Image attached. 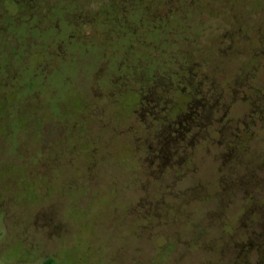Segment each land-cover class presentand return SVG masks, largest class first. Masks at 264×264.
Masks as SVG:
<instances>
[{
  "label": "rangeland",
  "instance_id": "1",
  "mask_svg": "<svg viewBox=\"0 0 264 264\" xmlns=\"http://www.w3.org/2000/svg\"><path fill=\"white\" fill-rule=\"evenodd\" d=\"M244 92L264 0H0V264H264Z\"/></svg>",
  "mask_w": 264,
  "mask_h": 264
},
{
  "label": "flooded vegetation",
  "instance_id": "2",
  "mask_svg": "<svg viewBox=\"0 0 264 264\" xmlns=\"http://www.w3.org/2000/svg\"><path fill=\"white\" fill-rule=\"evenodd\" d=\"M245 83V82H244ZM240 89H238V91H239ZM215 93V92H214ZM212 96H213V94H212ZM212 96H210V97H208V99H207V104H206V106L208 105V111H215V109H214V103H213V98H212ZM242 97H243V99L244 100H246V102H247V105H248V107H247V110L248 111H264V108H262V109H259V107L257 106H255V98H254V94H248L247 92H244L243 94H242ZM188 104H190V103H188ZM171 108V110H173V106L172 107H170ZM168 110V109H167ZM168 111H170V110H168Z\"/></svg>",
  "mask_w": 264,
  "mask_h": 264
},
{
  "label": "trees",
  "instance_id": "3",
  "mask_svg": "<svg viewBox=\"0 0 264 264\" xmlns=\"http://www.w3.org/2000/svg\"><path fill=\"white\" fill-rule=\"evenodd\" d=\"M119 4V3H118ZM127 6V5H126ZM125 5H124V3L122 4V7H118V6H116V7H114L115 8V10H122V12L123 13H126L127 12V7H126ZM112 11V14H114L113 15V19L115 18L116 20H115V22H117L118 20V18H119V16H117L115 13H114V11L113 10H111ZM127 14H128V12H127ZM124 19H125V25H127V23H126V19H127V17H124ZM118 23V22H117ZM124 24V23H123Z\"/></svg>",
  "mask_w": 264,
  "mask_h": 264
}]
</instances>
